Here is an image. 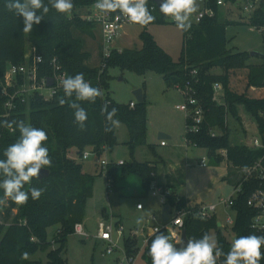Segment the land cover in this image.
<instances>
[{
  "label": "trees",
  "instance_id": "obj_1",
  "mask_svg": "<svg viewBox=\"0 0 264 264\" xmlns=\"http://www.w3.org/2000/svg\"><path fill=\"white\" fill-rule=\"evenodd\" d=\"M94 1L96 0H73L74 7L69 14L59 13L49 5V12L44 15L40 24H34L32 32L24 33L23 18L13 11H8L5 7L6 0H0V87L7 64L23 63L27 49L34 47L43 58L40 65L41 75H52L54 60L61 70L66 72L67 77L83 73L85 80L102 91V97H98L94 103L80 102L88 114L83 130L75 122L74 110L70 109L67 103L63 106L59 104L60 99H67L63 88L49 99L35 94L26 102L14 101L10 109L4 105L7 97L0 95V159L5 158V149L15 143L20 135L15 126L9 129L3 126V122L16 120L46 132L48 140L45 146L52 160V166L47 168L48 176L42 179L33 178L31 184H26L23 189H43L38 200H33L29 192L26 204L19 205L9 200L6 206H0V264H67L62 256L66 237L74 233L76 224L82 222L85 201L93 194L94 177L100 174L83 171V153L88 150L100 157L104 154L103 148H106L107 152L117 144L114 125L107 121L106 113H101L105 103L108 105V111L117 109L113 119L123 122L127 127L129 138L126 144L131 156L129 162L106 165L108 181L114 183L117 175L125 177L134 174L139 177L145 196L151 187L156 185V162H139L133 157L135 148L145 144L147 131L144 82L141 86V103L116 102L108 94L109 69L112 67L129 69L141 76L152 71L162 76L168 88L173 87L181 92L193 94L199 100L204 113L199 128L195 131H189L188 125L191 122L186 117L185 138L192 145L206 149L209 156H214L220 161L223 158L220 151L224 150L231 169L250 166L260 158L264 164V149L232 144L231 129L227 121V115H230L233 121L239 124L242 109L253 118L258 131L264 132V97L251 95L252 89H264V47L254 55L227 47L226 28L233 21L219 16V10L214 5L215 0H209L208 3L215 10L213 16H205L197 23L190 22V29L181 30L182 47L177 60H173L157 43L147 29L148 24L142 25L138 34L140 47L113 48L106 64L102 66L100 63L96 67L86 63L91 53L84 48V41L86 36L94 38L95 29L99 28L93 21L82 18ZM152 2L153 0H148L147 5ZM44 3L47 4L48 0H44ZM151 14L156 18L152 23H175L167 20L160 12V7ZM37 15H40L39 11ZM249 24L257 29L264 26V12H255ZM252 59L258 62L253 63ZM214 67L220 68L221 73L210 72ZM193 70H196V74L191 73ZM241 74L245 81L243 89L238 86ZM215 83H219L222 88L220 102L214 99ZM130 102H134V106L131 107ZM212 132L215 133L214 136L211 135ZM149 149L154 152L153 145H149ZM71 150L75 152L76 158L69 157ZM100 169L102 172L101 166ZM232 172L233 170L228 171L226 178L232 176ZM237 176L238 174L232 180L235 181ZM257 186L254 177L243 182L241 192L231 207L235 211V221L229 230L218 225L217 216L208 219L186 216L183 229L187 239H199L205 233L210 235L214 232L218 246L227 253L234 239L249 235L264 236L250 227L251 219L257 211L246 204V199ZM156 187H160L164 202L172 207L181 209L188 207L187 205H195L185 196H179L169 185ZM3 195V190L0 189V198ZM54 225H58L59 229L49 240L47 230ZM159 233L168 236L164 228L160 229ZM159 233L151 232L147 235L142 255L140 254L146 264H152L148 251L154 234ZM123 243L125 253L134 257L139 247L137 239L123 235ZM39 250H47L45 263L30 259V256ZM23 253L28 254L27 259L22 258ZM261 253L259 264H264V245L261 247ZM224 259V256L219 257L217 264H223Z\"/></svg>",
  "mask_w": 264,
  "mask_h": 264
},
{
  "label": "rangeland",
  "instance_id": "obj_2",
  "mask_svg": "<svg viewBox=\"0 0 264 264\" xmlns=\"http://www.w3.org/2000/svg\"><path fill=\"white\" fill-rule=\"evenodd\" d=\"M198 3V10L201 4ZM196 13L190 17V22L194 21ZM219 16L222 19L233 21L226 28L227 47L240 51L261 52L264 47V29L259 31L255 26L249 24V15L247 12L224 5L219 8ZM169 22H171L169 20ZM148 31L154 36L157 43L173 58L177 60L182 47V32L176 26V23L155 24L147 26ZM142 30L140 24H125L120 30L118 37L113 46L117 49L138 48L141 41L138 37ZM101 36L99 30L95 29V37H85L84 48L91 53L89 60L86 62L89 66H98L99 47ZM257 63L256 59L251 60ZM212 73L220 74V68H212ZM110 78L108 80V94L119 103H128L130 100L135 101L133 91L141 89L144 82V95L147 109V131L145 144L138 145L133 157L139 162H156L163 160L169 167L174 168L179 173V180L182 181L183 191L193 202L215 203L221 198H227L232 192L231 182L225 180L227 173V160L225 155L220 161L214 156H209L206 149L197 148L186 141V114L177 109L175 106L184 103V96L178 89L168 88L160 74L148 71L141 76L132 70H121L118 67L109 69ZM245 81L243 75L240 76L238 84L243 89ZM252 97H264V89H252ZM216 100L221 101L222 92L216 93ZM241 110V122H234L231 116L227 115V121L230 126V139L232 144L246 145L250 135L258 134V129L253 118ZM118 121V120H117ZM117 144L108 150L106 154L89 155L83 159V171L95 174L93 180V194L85 201V215L81 222L83 230L88 237L78 233L67 235L65 248L62 256L67 264H121L124 263V243L125 236L134 230L136 233L138 246L143 245L144 233L142 227L151 223H158V220H152L151 215L158 217L162 203V196L159 192L152 194L150 191L147 196L143 195L140 179L134 174H128L126 177L117 175L114 183L108 181L106 168L100 172L99 161L107 160L109 163L129 162L131 160L128 145V130L126 125L119 121L114 125ZM159 133L166 134L169 138H164L166 145L161 146L158 138ZM153 145L154 152L149 149ZM88 151V150H87ZM70 158H76L75 152H69ZM206 167H201L198 162L203 160ZM96 164V165H94ZM98 164V165H97ZM188 164V166H186ZM97 166L99 168H97ZM99 169V170H98ZM183 170V175L180 174ZM232 170V169H230ZM235 173L232 172L230 179L234 180ZM224 176V177H223ZM113 182V181H112ZM119 187L114 191V184ZM108 185L111 188L108 189ZM137 203L143 206L142 210L136 208ZM232 214L231 212L229 213ZM227 215L222 206H218L217 216L221 222H225ZM143 218L141 224L136 221ZM11 217L8 222H10ZM100 221L111 222L113 224L111 246L112 251L107 252L108 243L96 238L98 225ZM122 228V233L119 229ZM56 225L48 228L47 236L50 240L55 233ZM215 238L214 232L210 233ZM132 238V237H131ZM56 247V245H53ZM138 247V250L140 249ZM139 252V251H138ZM134 256V264H146L141 257L142 253ZM45 251H37L30 256V259L46 261ZM138 255V256H137Z\"/></svg>",
  "mask_w": 264,
  "mask_h": 264
},
{
  "label": "clouds",
  "instance_id": "obj_3",
  "mask_svg": "<svg viewBox=\"0 0 264 264\" xmlns=\"http://www.w3.org/2000/svg\"><path fill=\"white\" fill-rule=\"evenodd\" d=\"M148 0H97L95 7L101 12L110 13L119 11L132 23L148 25L156 18L147 8ZM49 5L59 13L69 14L73 9V0H6L5 7L13 11L17 16L23 18L24 33L33 31V25H39L44 15L49 12ZM37 11L40 15H37ZM198 11L197 0H163L160 4V12L165 17L175 21L176 26L187 31L191 28L190 17ZM41 61V57H35ZM65 97L60 99L59 104L74 110L75 122L81 130L85 128L88 119L86 110L81 106L82 101L94 103L98 97H102V91L93 87L85 80L83 73H77L61 81ZM74 97V99H73ZM101 113H106V119L116 125L119 121L113 117L117 113L116 108L108 111L105 103ZM3 126L18 129L20 135L18 140L9 145L0 159V189L3 190V197L0 198V206H6L8 201L16 204H26L29 199V192L33 200H38L43 189L31 187L24 191L26 184H31L33 178L39 179L41 169L52 166L49 150L45 146L48 136L43 129L35 128L24 121H4ZM138 207H141L138 205ZM143 218L137 219L136 223L141 224ZM178 222V221H177ZM159 233V230H156ZM264 245V236H241L231 243L230 251L223 252L218 246L217 240L208 233L203 234L199 239L188 240L186 244L177 248L170 242L169 236L159 233L154 234L151 241L148 255L152 264H217L219 257L224 256L223 264H259ZM23 259L28 258L27 253L22 254Z\"/></svg>",
  "mask_w": 264,
  "mask_h": 264
},
{
  "label": "built area",
  "instance_id": "obj_4",
  "mask_svg": "<svg viewBox=\"0 0 264 264\" xmlns=\"http://www.w3.org/2000/svg\"><path fill=\"white\" fill-rule=\"evenodd\" d=\"M201 4L200 10L196 12L194 23L200 21V19L205 16H213L215 10L208 5L209 0H197ZM97 0L94 1L86 13L82 15V18L86 20H91L98 26L101 34V44H100V60L101 65L106 64L110 52L113 48L114 41L118 37L120 28L125 24H137L132 23L128 20L125 15L116 12L104 13L95 7ZM163 0H161V3ZM214 5L217 6L218 10L221 6L229 5L232 8L243 10L248 13L249 18L255 12H264V0H215ZM150 12H153L158 8L157 4L153 1L151 4L147 5ZM167 20L175 22L170 17ZM250 20V19H249ZM264 26L258 27L259 31H263ZM41 57L37 53L34 47H29L24 56V62L21 64L9 63L6 66L3 82L0 87V95L6 96L7 100L5 102V107L10 109L14 101L26 102L31 96L38 94L44 99H49L52 97L59 89L63 88L61 81L67 78L65 71L61 70V67L52 60V75L46 76L40 74V65L43 63V58L41 61H37L35 57ZM196 74V70L191 72ZM52 79V85L47 86V78ZM222 92L221 85L215 83L213 85L214 99L217 98L216 93ZM181 92V91H180ZM184 96V103L176 105L175 107L186 114V117L190 119L191 124L188 125L189 131H195L199 128V125L203 118L204 110L199 102V100L188 92H181ZM130 106H134V102H130ZM212 136L215 135L214 132L211 133ZM161 145L165 144V141H160ZM249 148H262L264 149V132L256 135H250L248 143L246 144ZM104 149V154H106V148ZM94 153L90 151H85L83 153V159H87L89 155ZM221 155H225V151H220ZM123 162L119 161L118 164ZM102 170L106 168L108 164L107 160L101 159L99 161ZM201 166H205L204 159L201 161ZM237 179L232 183V194L227 198H221L215 203H203L199 202L195 205H187L188 207L178 209L176 207H171L170 218L167 221L161 222L159 225L150 224L141 229L142 233L146 237L148 233L156 232V230L166 229L170 242L174 245L181 241V233L184 226V218L186 216H192L199 219H208L212 216H217L218 206H222L226 210L227 215L225 217V222H220V227L225 230H229L235 221V211L232 210V205L237 195L241 192L242 184L244 181L251 177H254L257 181V188L251 192V194L246 199V204L249 207L256 209L257 213L252 217L250 227L257 232L264 234V164L262 158L258 159L255 163L246 167H232ZM232 177V176H231ZM110 187V185H108ZM141 206V207H138ZM138 209L142 208V205L138 203L136 205ZM232 213L231 215L229 213ZM218 217V216H217ZM155 220V216L151 217ZM178 221V222H177ZM113 225L111 222L100 221L98 225L97 237L106 241L108 247L107 252L112 251L113 246H111ZM122 233V228L119 229ZM74 232L80 235L86 236L87 234L82 230L80 224H76L74 227ZM124 235V234H123ZM122 235V236H123ZM136 235L135 231L129 233L130 237ZM233 238V237H232ZM124 263L121 264H134L135 257L128 256L125 251L123 253Z\"/></svg>",
  "mask_w": 264,
  "mask_h": 264
},
{
  "label": "crops",
  "instance_id": "obj_5",
  "mask_svg": "<svg viewBox=\"0 0 264 264\" xmlns=\"http://www.w3.org/2000/svg\"><path fill=\"white\" fill-rule=\"evenodd\" d=\"M99 49H100V47H99ZM100 61V60H99ZM179 91V90H178ZM180 92V91H179ZM181 93V92H180ZM182 94V93H181ZM216 100V99H215ZM131 101V100H130ZM217 101V100H216ZM160 134V133H159ZM166 135V134H165ZM158 138H163V139H161V140H164V138H169V136H165V137H160L159 135H158ZM165 141V140H164ZM187 141V140H186ZM188 142V141H187ZM189 143V142H188ZM191 144V143H190ZM161 145V144H160ZM166 145V142H165V144L164 145H161V146H165ZM194 147H196V146H194ZM198 148V147H197ZM204 159V158H203ZM201 161H202V159H201ZM201 161L200 162H198V165L199 166H201ZM158 162V163H157ZM156 164H157V174H156V181H155V184L156 185H161V186H167V185H169L179 196L180 195H182V196H185L187 199H189V197H187V195L184 193V191H183V184L184 183H182V181L181 180H179L178 178H179V173L174 169V168H172V167H169V166H167L166 164H165V162L164 161H160V159L158 160V161H156ZM94 165H96V164H94ZM186 166H188V164H186ZM201 167H206V164H205V166H201ZM97 168H99L98 166H97ZM100 169V168H99ZM98 169V170H99ZM230 169H231V167H227V173H226V175L228 174V171H230ZM180 174L181 175H183V170H181V172H180ZM126 177V176H125ZM224 177V176H223ZM230 177H231V175H229V178H225V180H227L228 182H231V185H232V182L233 181H231L230 180ZM156 185H154V186H152L151 187V189H150V191L152 192V194H155V193H157V192H159L160 194H161V192H160V187H156ZM109 188H111V186L110 187H108V189ZM114 191H118L117 190V186H116V183L114 184ZM231 194H232V192H231ZM230 194V195H231ZM229 195V196H230ZM161 196H162V194H161ZM189 201L192 203L193 201H191L190 199H189ZM194 204H197V203H195V202H193ZM199 203V202H198ZM138 204V203H137ZM162 205L163 204H165V202H164V200H163V196H162V203H161ZM161 205V206H162ZM172 207V206H171ZM137 208V207H136ZM138 209V208H137ZM143 209V206H142V208H140V209H138V210H142ZM152 216H155V220H158V223H151V224H155V225H159V224H161V222H163L162 220H161V215H160V213H159V215H158V217H156V215H151V217ZM152 219V218H151ZM154 220V221H155ZM80 225H81V227H82V224L81 223H79ZM113 225V224H112ZM147 226V225H146ZM145 227V226H144ZM144 227H142V228H144ZM59 229V226L58 225H56V230L55 231H57ZM82 230H83V227H82ZM84 231V230H83ZM132 231H134V230H132ZM85 232V231H84ZM86 233V232H85ZM87 234V233H86ZM148 235V234H147ZM136 236V235H135ZM87 237H88V235H87ZM96 238L97 239H99L97 236H96ZM136 238V237H135ZM146 238H147V236L145 237L144 236V238H143V245L140 247V249L138 250L139 252H138V255L140 254V252H142V249H143V247H144V245H145V242H146ZM101 240V239H100ZM104 241V240H103ZM137 255V256H138ZM138 258H140V257H138ZM135 260H136V258H135Z\"/></svg>",
  "mask_w": 264,
  "mask_h": 264
},
{
  "label": "water",
  "instance_id": "obj_6",
  "mask_svg": "<svg viewBox=\"0 0 264 264\" xmlns=\"http://www.w3.org/2000/svg\"><path fill=\"white\" fill-rule=\"evenodd\" d=\"M158 7H160V4H161V0H153ZM256 53H259V52H256V51H250L249 54L250 55H254ZM52 79L50 77L47 78V86H51L52 85ZM133 94L135 96V101L137 103H141L143 101V94H142V90L141 89H136L133 91ZM160 137H165L166 135L163 134V133H160L159 134ZM49 174V171L47 169H41V172L39 174V179H42L44 177H47ZM170 212H171V205L168 204V203H165L163 204L161 207H160V215H161V220L162 221H167L169 220L170 218ZM218 225L220 226V222H218ZM188 241L187 239V236H186V231L185 229L182 230V233H181V241L177 244H175V246L177 248L181 247L183 244H186Z\"/></svg>",
  "mask_w": 264,
  "mask_h": 264
}]
</instances>
